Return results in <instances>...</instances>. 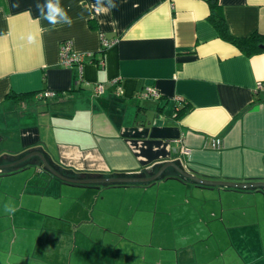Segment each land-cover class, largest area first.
<instances>
[{
  "label": "crops",
  "instance_id": "0c3cea01",
  "mask_svg": "<svg viewBox=\"0 0 264 264\" xmlns=\"http://www.w3.org/2000/svg\"><path fill=\"white\" fill-rule=\"evenodd\" d=\"M218 1L231 33H264V0ZM36 2L0 0V158L40 150L69 177L174 161L201 178L264 181V51L245 55L221 38L208 0H116L106 15L95 0H61L73 24L54 28L37 20ZM65 39L84 53L80 78L60 62ZM146 85L159 96L139 97ZM0 184V251L20 234L36 238L13 264H264L262 186L82 184L36 158L0 172ZM18 212L24 222L13 225ZM52 237L63 251L48 247Z\"/></svg>",
  "mask_w": 264,
  "mask_h": 264
},
{
  "label": "water",
  "instance_id": "95a60500",
  "mask_svg": "<svg viewBox=\"0 0 264 264\" xmlns=\"http://www.w3.org/2000/svg\"><path fill=\"white\" fill-rule=\"evenodd\" d=\"M261 47H264V43H260ZM30 156H38V158L41 160L44 167L51 172L52 174L56 175L59 178H62L66 181H73V182H79V183H114V182H147L150 180H153L157 177H160L163 170L171 166L179 175H182L186 178H189L195 182L201 183V184H220L225 186H235V187H251V186H262L264 187V181H249V182H241V181H230V180H213V179H206L201 178L199 176H196L192 174L191 172H188L185 170L180 164H177L174 161H166L162 163L156 170L149 174L144 175H129V176H92V177H69L64 174H62L60 171L55 169L44 154L40 150H30L26 152L25 154L19 156L18 158L11 160L6 163H0V168L3 167H9L15 164H18L22 162L23 160L29 158Z\"/></svg>",
  "mask_w": 264,
  "mask_h": 264
},
{
  "label": "trees",
  "instance_id": "16d2710c",
  "mask_svg": "<svg viewBox=\"0 0 264 264\" xmlns=\"http://www.w3.org/2000/svg\"><path fill=\"white\" fill-rule=\"evenodd\" d=\"M208 1H209V13L207 15V18L211 22V24L215 27V29L217 30V32L221 38L235 44L245 55H251L254 53L264 51V47L260 46V43H264V33H261L258 30H253L249 34H246V35H242V36L234 35L229 30L227 22H226L224 15L222 13V9H221V5H220L219 1L218 0H208ZM14 96L18 97V94L14 95ZM21 154H17L18 156L17 155H8L7 157L3 156L0 158V161H11V160L18 158ZM34 158L37 159V162L40 164V166L43 169L47 170L44 167V165L42 164L41 160L37 156L36 157L31 156V157L23 160L22 162H20L18 164L0 169V172L1 173L12 172V171L19 169L22 166L28 164L29 161L33 160ZM48 162L53 167H55L56 169H58V170L60 169L58 164H56L55 162H53L51 160H49ZM144 174H146V172H141V173H138L136 175H144ZM78 176H81V175H78ZM161 176H176V177H178L184 181H187V182L193 181L189 178H186L182 175H179L171 166L166 167L163 170L160 177ZM82 184H92L93 185V183H82ZM105 184H109V183H105ZM257 189H261L262 191H264V187H257Z\"/></svg>",
  "mask_w": 264,
  "mask_h": 264
},
{
  "label": "clouds",
  "instance_id": "9594fccd",
  "mask_svg": "<svg viewBox=\"0 0 264 264\" xmlns=\"http://www.w3.org/2000/svg\"><path fill=\"white\" fill-rule=\"evenodd\" d=\"M13 6L19 7L18 4ZM92 7L97 15H106L112 10L117 9L119 5L116 3V0H95V4ZM35 8L39 13L37 20L43 19L53 28L57 25H67L71 27L73 24V19L69 15L70 8L66 9L62 6L61 0H43V3L37 0ZM27 40L29 43H35L37 35L35 33L29 34ZM4 210L6 213H15L17 209L14 205L6 203L4 205Z\"/></svg>",
  "mask_w": 264,
  "mask_h": 264
},
{
  "label": "rangeland",
  "instance_id": "374dc122",
  "mask_svg": "<svg viewBox=\"0 0 264 264\" xmlns=\"http://www.w3.org/2000/svg\"><path fill=\"white\" fill-rule=\"evenodd\" d=\"M3 189H4V186L0 184V200H1V197H3V198L5 197ZM6 203L10 204L9 199L5 200V204ZM14 216H15V220L16 221L13 223V225H16V222H19V223L24 222L23 221L24 218H25V214L24 213L18 212ZM28 219L31 220L32 218L30 217ZM5 224H6L5 218L0 216V226H4ZM30 227H34V225H30ZM20 237L21 238L17 239V241L12 246V248L9 247V246L6 247V252L5 253L0 251V257H3V259H4V261L0 262V264H13L16 261L17 254H19V252L22 250L18 246L19 244L25 247V249H24L25 252L23 253L24 256H25L27 251L31 250L30 248H31L32 244H35L33 241L36 240L34 231H31L30 235L28 237L24 236V234H20ZM63 239H62V242H60V238L59 237H52L51 240H50V243L48 244V247H51L52 249H55V248H57L59 246V251H63L64 248L66 247V244L63 242ZM42 245L43 244H41V247H43L46 250H48V248H46L45 246H42ZM0 250H1V247H0ZM4 251H5V249H4ZM10 254H11V258L9 260H5L6 259L5 256L6 255H10ZM20 261L22 262V264L27 263V260L25 259V257H23Z\"/></svg>",
  "mask_w": 264,
  "mask_h": 264
},
{
  "label": "built area",
  "instance_id": "2783aa9c",
  "mask_svg": "<svg viewBox=\"0 0 264 264\" xmlns=\"http://www.w3.org/2000/svg\"><path fill=\"white\" fill-rule=\"evenodd\" d=\"M108 41L106 39H103V44H107ZM59 57H60V62L63 65H76L79 78L81 75V70H82V64H83V59H84V53L77 51L73 48L72 43L69 39H65L61 42L59 46ZM98 61L101 62V59ZM102 63V62H101ZM95 93H101L103 91V84L97 83L95 85ZM55 91L52 90H44L40 92V96H49L55 94ZM139 97H148V96H159V92L149 86L146 85L141 91L138 92ZM219 142L218 138L211 140L212 145H216Z\"/></svg>",
  "mask_w": 264,
  "mask_h": 264
}]
</instances>
